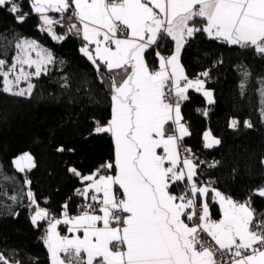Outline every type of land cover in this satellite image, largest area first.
I'll return each instance as SVG.
<instances>
[{
	"label": "snow or ice",
	"instance_id": "snow-or-ice-1",
	"mask_svg": "<svg viewBox=\"0 0 264 264\" xmlns=\"http://www.w3.org/2000/svg\"><path fill=\"white\" fill-rule=\"evenodd\" d=\"M5 7L13 15L20 10L14 0H0ZM31 7L41 30L57 41L65 37L53 25H63L69 13L67 30L83 41L80 52L107 82L112 102L111 119L96 132L111 134L114 159L88 175L69 169L84 185L78 194L87 202L80 213L70 216L64 205L61 218L50 217L26 192L35 209L32 223H48L50 264H264V217H256L250 200L241 203L200 183L202 162L182 148L189 131L181 102L189 89L203 90L204 82L189 80L179 62L187 40L200 32L264 56V0H32ZM16 18L23 23L26 16ZM169 38L173 53L155 51L158 68L151 69L146 53ZM14 48L11 62L0 58V92L30 97L33 78L47 75L56 60L35 40L18 39ZM203 95L213 102L211 91ZM204 139L206 148L220 143L210 133ZM14 164L20 172L35 167L28 153ZM255 194L264 197V187ZM212 204L219 206L218 219ZM61 225L71 235H62ZM0 264H9L2 254Z\"/></svg>",
	"mask_w": 264,
	"mask_h": 264
},
{
	"label": "trees",
	"instance_id": "trees-1",
	"mask_svg": "<svg viewBox=\"0 0 264 264\" xmlns=\"http://www.w3.org/2000/svg\"><path fill=\"white\" fill-rule=\"evenodd\" d=\"M14 2L20 9L16 15L0 8V58L11 62L16 40L33 38L51 50L56 63L47 75L33 78L30 97L0 92V252L9 264H50L43 236L47 221H39V226L32 223L34 207L26 192L30 188L39 207L51 215H61L64 205L70 215L80 213L84 199L78 190L83 183L69 169L88 175L114 159L111 134L96 132L110 120L112 102L107 82L99 81L80 52L83 41L67 30L69 13L64 14L63 25H53L54 32L65 37L57 41L41 30L32 0ZM17 15L26 16L23 23ZM48 15L61 18L60 13ZM154 49L146 53L151 69L158 67L155 51L169 54L174 42L165 39ZM181 53L189 77L208 73L202 76L204 85L214 96L209 104L202 91L189 89L188 99L181 103L190 130L182 142L197 162L204 159L198 180L216 177L213 187L236 201L250 200L256 217L262 218L264 197L255 191L264 187V56L250 47L210 39L203 32L189 38ZM234 118L238 123L231 127ZM209 129L220 143L206 148L204 136ZM26 151L35 167L20 172L13 159ZM25 179L30 185L24 184ZM12 195L15 201L9 198ZM211 211L213 218H219L217 204L211 205Z\"/></svg>",
	"mask_w": 264,
	"mask_h": 264
},
{
	"label": "crops",
	"instance_id": "crops-1",
	"mask_svg": "<svg viewBox=\"0 0 264 264\" xmlns=\"http://www.w3.org/2000/svg\"><path fill=\"white\" fill-rule=\"evenodd\" d=\"M184 47V46H183ZM183 49V48H182ZM174 51V50H173ZM182 51V50H181ZM173 52H171V53H169V54H162L161 53V55H163L164 57H168V56H170L171 54H172ZM181 54L182 53H180V60H179V62H180V64L182 65V67H183V69H184V74L187 76V78L189 79V80H192V81H195V80H197V79H200V80H203V82H204V78L202 77V76H199V77H193V78H191V77H189L187 74H186V70H185V66H184V64H182V61H181ZM158 68V67H157ZM157 68H155V69H153V70H156ZM205 90H207V91H212V90H210V89H208L207 87H206V85H204V89L203 90H201L202 92L203 91H205ZM188 92H189V90H188ZM188 92H187V95H188ZM208 99V98H207ZM183 102V101H182ZM181 102V103H182ZM181 115H182V111H181ZM111 119V118H110ZM182 123H184L185 124V126L187 127V129H188V131H189V134H190V130H189V126H188V123H187V121L185 120V119H183V116H182V121H181ZM108 122H106V123H104V124H102V125H100L99 127H101V126H105L106 124H107ZM110 134V133H109ZM114 142V141H113ZM84 186V185H83ZM83 188V187H82ZM82 190V189H81ZM243 202H245V201H243ZM243 202H241V203H243ZM40 208H43V209H46V208H44V207H41L40 206ZM251 208L253 209V207H252V205H251ZM254 210V209H253ZM63 212V211H62ZM69 214V213H68ZM79 214V213H78ZM78 214H73V215H70V216H74V215H78ZM32 216H33V214H32ZM49 216L50 217H56V218H61L62 217V214L61 215H51V214H49ZM215 219V218H214ZM218 219V218H217ZM46 228H45V230H44V232H43V236H44V238H45V232H46V229H47V227H48V223H46ZM67 226H65V225H61V226H59V231L61 232V234L62 235H71V234H69V233H67Z\"/></svg>",
	"mask_w": 264,
	"mask_h": 264
},
{
	"label": "rangeland",
	"instance_id": "rangeland-1",
	"mask_svg": "<svg viewBox=\"0 0 264 264\" xmlns=\"http://www.w3.org/2000/svg\"><path fill=\"white\" fill-rule=\"evenodd\" d=\"M25 39H29V38H25ZM30 40H35L39 45H41L36 39H30ZM42 47H44V48H46V49H48V50H50L49 48H47V47H45L44 45H41ZM51 51V50H50ZM33 55H35L34 53H33ZM26 70L27 71H33V69H27V67H26ZM21 87H26V83H22L21 85H20ZM212 92V91H211ZM214 100V96H213V92H212V101ZM237 121V119H232V121ZM232 123V122H231ZM206 133H210L211 134V137L212 138H215V139H218V137H216V136H214L213 134H212V132H211V130L209 129V130H207L206 131ZM24 153H28V154H30L31 156H32V154L29 152V151H26V152H24ZM24 153H20V154H18L17 156H15V158L13 159L14 161L17 159V158H19L21 155H23ZM32 158H33V156H32ZM33 163L35 164V161H34V159H33ZM15 165V164H14ZM16 168V167H15ZM27 170V168L25 169V171ZM29 190L31 191V189L29 188ZM28 190V191H29ZM34 211H35V209H33L32 210V213L31 214H33L34 215ZM0 254H1V252H0Z\"/></svg>",
	"mask_w": 264,
	"mask_h": 264
},
{
	"label": "built area",
	"instance_id": "built-area-1",
	"mask_svg": "<svg viewBox=\"0 0 264 264\" xmlns=\"http://www.w3.org/2000/svg\"><path fill=\"white\" fill-rule=\"evenodd\" d=\"M182 148H188L183 142H182ZM189 149V148H188ZM191 154H194L193 152H191ZM191 154H187V155H191ZM194 156H195V160H196V162H197V160H198V157L194 154ZM200 162H202V163H200ZM203 162H204V159H201L198 163H200V164H203ZM208 164H210V165H212L214 162H207ZM102 165V164H101ZM100 165V166H101ZM99 166V167H100ZM199 181V180H198ZM215 181H216V177H211V178H209V179H207V180H204V181H199L200 183H211L212 184V186H214V183H215ZM87 201H85L84 200V203H86ZM218 259H219V257H217ZM225 259H227V257H225Z\"/></svg>",
	"mask_w": 264,
	"mask_h": 264
}]
</instances>
